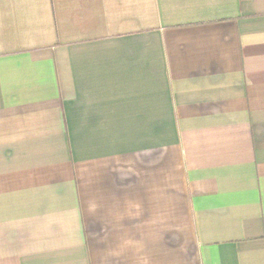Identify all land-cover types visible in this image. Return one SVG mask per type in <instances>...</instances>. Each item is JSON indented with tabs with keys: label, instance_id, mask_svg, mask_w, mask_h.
<instances>
[{
	"label": "crops",
	"instance_id": "1",
	"mask_svg": "<svg viewBox=\"0 0 264 264\" xmlns=\"http://www.w3.org/2000/svg\"><path fill=\"white\" fill-rule=\"evenodd\" d=\"M0 264H264V0H0Z\"/></svg>",
	"mask_w": 264,
	"mask_h": 264
}]
</instances>
